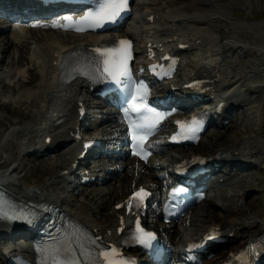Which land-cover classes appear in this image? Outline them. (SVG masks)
Wrapping results in <instances>:
<instances>
[{
	"label": "rangeland",
	"instance_id": "obj_1",
	"mask_svg": "<svg viewBox=\"0 0 264 264\" xmlns=\"http://www.w3.org/2000/svg\"><path fill=\"white\" fill-rule=\"evenodd\" d=\"M170 2L171 1L154 3L150 5L154 6L155 8L164 6L162 13L164 15H170L169 13L171 12L172 6H174L176 9H179V6L182 5L183 0L176 4L167 5ZM205 6L207 11H200L201 9L196 11H187L189 14H187L188 19L184 23L185 27H183V29L185 30L183 32L186 35L193 33L191 36L194 34L197 35L198 33H205L208 39L204 42L202 48H198L199 50L193 49L191 50V53H187L185 55V63L187 66H189L194 58L197 59L203 54H206V50H208V54L215 52L216 55L218 54L217 56L219 57V60H222L224 74L232 76L234 71H237L242 75L244 74V84L241 87H246L248 89H245L246 92L243 95H246V93L249 94L247 95V98L250 102L246 105L244 103H241L242 105H235L236 107L234 108V113L236 116L228 126L225 128L212 126L205 135L203 141L198 146L188 147V149H185V151H210V147L213 149L215 146L217 148L221 146L223 147V145L225 146L226 144L230 143L232 139L236 138L237 136L244 135L254 136V138L258 140V143L261 146H264V0H209ZM180 7L183 8V6ZM156 12L158 13V10H156ZM163 14L161 16H163ZM170 18L171 16H169L167 20L170 21ZM164 20L167 21L166 19ZM157 25L158 24L155 25L156 28ZM153 29L154 26H149L146 29L138 28V33L142 36L145 34L150 35ZM35 32H37V37L42 34V31ZM186 35H183L182 37L191 38V36ZM196 35L194 36L195 39L196 37L200 36ZM59 40L60 39L55 38L56 42ZM25 41L26 38L24 39L23 44L16 46L15 44L11 43V40L8 39L7 35L0 34V175L4 173H6L7 176L11 175L10 172L13 166L19 162V160H17L19 156L17 149L25 146V144L29 145V143L24 144V142H27L26 139L28 138H22L24 135L22 136V131L20 130L19 132L18 129L24 128L26 125L30 126L33 124L32 116L30 117L28 114L30 111L25 109V106L28 103L22 102L19 100V98L17 99V103H12V100L15 97L14 95L28 88H32V90H36V88L37 90L41 89L39 88V84H41L40 80L42 79V75L40 74L39 68H33L32 65L29 64L27 68L30 70L25 71V73L27 72L26 75H22V73L19 72L20 69L23 70L22 67H24L25 64L24 61L18 66L19 60H21L23 57L22 51L25 52L29 46L26 45ZM38 41L40 42L39 47H41L43 43L40 40ZM192 42L196 43L195 40H192ZM214 48H217V51H214ZM228 52H230V54H238L241 57V61L236 64V61L233 62L229 60L231 57L228 55ZM30 61L32 60L30 59ZM18 67L20 68L18 69ZM32 72L35 74H33V77L36 76V79L33 81L31 80ZM36 74L40 75L39 78H37ZM252 88L253 92H251ZM53 92L55 93V89ZM53 99H55V97H53V93L51 92L48 95L45 92V99H43L42 96L37 100L34 99L33 103L30 104V106L35 109L32 114L34 115L35 112L37 114L39 106H43L44 110H47L48 107L50 108V106L53 107L54 105L50 104ZM4 103H7L10 107H6ZM20 107H22V109L25 110L24 113L27 114H23L22 109L14 110ZM28 108L30 109V107ZM49 112H51V109ZM36 116L39 118V121L42 120L40 117H38L39 114ZM14 121H16V123ZM44 126H46V124H44ZM44 126L42 127V130L39 134H43V138H46L47 127L45 128ZM22 141L23 143H21ZM20 144L21 146H19ZM182 151L183 150L181 148L168 147L165 150L166 155L160 156L159 159H156V161L161 164L158 165L159 173L160 171L162 173L163 168H166L165 165L173 160L174 157H177ZM38 152L39 151L36 150L35 153L28 154L27 156L23 152L24 157L21 160L26 167L19 169L18 172L13 171L11 173L17 176H22L20 183L21 185L25 187L27 186L28 188L36 187L40 188L41 190L42 185L46 186L50 178L53 177V174L54 176L57 174V169L59 167L57 168L55 165H53V163L50 162L55 157L50 156V160L48 157H42ZM263 158L264 157H260L259 161L255 160L257 163L254 162L253 164L249 165V167L242 168L243 170H250L251 173L235 170L231 172V174L233 173L236 175V181L233 183V186L235 187V190H233V197L235 198L231 208H234L235 210L244 208L243 210L245 211L246 215H250L251 212L255 211H264ZM99 160L105 163L106 167L112 163L108 166H112V171H107V174H103L104 178L101 179L100 182H95L89 186H81L77 191L68 193L64 202L76 209H78V207H82L85 210L88 207L87 209H90V211L93 209L96 211L94 215L96 221L94 222L105 223L106 221L104 218L108 217L110 214L112 208L111 204L121 198L120 196L116 197V195H114L115 193L121 191V189H115L118 186L121 188L119 179L123 177L128 171L131 174L133 169L131 166H129V164L132 162L129 163L128 161H125L129 163L128 166L125 167L124 165V168H122V165L124 164L123 162V164L121 163L116 168L114 161H112L110 158L101 156ZM125 160H130V157H125ZM228 169L229 168L227 166H224L218 171L219 173H225V170ZM127 178L130 179L131 177L127 176ZM1 180L5 181L3 179ZM48 189L51 191L53 189V192L62 196L65 194L63 191L60 192L61 189L58 185L57 187L54 185L53 188L49 187ZM224 191L225 190L223 189H217L213 190V193L219 194L221 192L219 195H222ZM204 204L205 202H202L201 204L197 205V207L191 211V217L196 214L198 209H203L204 206H206ZM206 209L215 210L217 219L218 217L225 219L234 217V215L236 216V212L231 214V210L229 211L228 209L222 208L220 204H214L213 206L206 207ZM237 215L239 216V214ZM201 224L202 223H200V225L193 226L190 219L186 221V223L179 222L175 225V227H173L176 231H173V236L176 235L177 230H179V237L182 238L183 236L185 238L189 236L191 232H193L194 228L201 226ZM249 230L251 229H244V231ZM0 238L3 241L6 240L4 236H0Z\"/></svg>",
	"mask_w": 264,
	"mask_h": 264
},
{
	"label": "bare ground",
	"instance_id": "obj_2",
	"mask_svg": "<svg viewBox=\"0 0 264 264\" xmlns=\"http://www.w3.org/2000/svg\"><path fill=\"white\" fill-rule=\"evenodd\" d=\"M208 1L209 0H183L182 5H180V6H183V8H181L179 6V9L178 8L176 9L174 6H172L171 12L169 13L170 15H166V14L164 15L162 13V11L160 12L159 10H158V13L163 14V16H161L162 14H160L161 19H163V17H164V19L167 20V18H169V16H171L170 21L176 22L175 20L178 19V16L183 17L182 15L189 14L187 11H194V10L196 11V10H200V9H201L200 11H203V10L207 11V9L205 8L206 7L205 4ZM148 12L150 14L151 12H155V11L153 9H149ZM177 21H179V20H177ZM30 31L32 32V34H34L33 32H35V31H42V34L39 35L37 38L43 44L38 49L34 48L35 49L34 53L36 52L35 55L37 57H30L31 60L33 62L37 63L40 67L39 70H40V74L42 75V79L40 80L41 84H39V88H41V89H38V90H37V88H36V90H32V88L25 89L24 91L18 92L16 95H14L15 97L12 100V103H17V99L19 98V100H21L22 102L28 103L25 106V109H28L30 111L28 114L30 115V117L32 116L33 124L30 126L26 125V127L18 129L19 132H20V130L22 131L21 132L22 136L24 135V137H22V136H20V137L28 138V139H26L27 142H24V144L29 143V145L25 144V146L17 149V151L19 152V156H18L17 160H19V162L13 166L11 172H13V171L18 172L19 169L26 167V166H24V163L21 160L24 157L23 152L27 156L29 154V151H33L32 149L38 150L39 153L41 152V149H45V147H46V144L44 142L45 138H43V136H42L43 134H41V135L39 134L41 132L44 124H46V126H44L45 128L48 125L49 127L54 128V130H55V129H58L62 126H66L67 123L68 122L70 123L72 119H76V116H74V113H75L74 105L72 107L70 106L69 111L60 110L61 112H59L57 115L54 116V118L52 119V122L55 121L56 119H62V121L56 126H53V124H51L49 121L50 117L52 115H54V113L52 114L51 112H49V110H50L49 107L47 110H44L43 106H39L38 110H37V114H36V112L34 115L32 114L35 109H33L30 106V104L33 103L34 99L37 100L41 96L43 97V99H45V92L47 95L50 92L53 93V97H55V99L58 98L57 96H61V97L63 96L62 97V99H63L64 94H65V96H67V93H68V91H67L68 88H61L59 90L56 89V85H57L56 83L57 82L55 81V78L53 77V71L57 70V66H55L53 64L50 65L49 62H52L55 59L58 60L62 56L60 54V52H66V51L72 50L74 48L75 43L81 42L82 38L84 39L86 36H88V37L94 36L97 39L98 36L101 37L102 35H104V34H100V33H97V34H95V33H87V34H69V33H67V34H63V33H60L58 31L57 32L56 31H45L42 29H39V30H32L31 29ZM16 32H17L16 30H12V33H10L11 37L9 34H7V35H8V39L11 40L12 44L19 46L20 44H23L25 36H22L20 41H16L15 40V33ZM200 36H202V35H200ZM200 36H198V37H200ZM198 37H196V39ZM55 38H58L60 40L58 42H56ZM187 39L189 40V38H187ZM19 42H21V43H19ZM192 44L197 45L195 42H192ZM215 50L217 51V48L216 49L214 48V51ZM56 52H58L57 55H55ZM230 52H228L229 53L228 55L231 57V59H229V60H231L233 62L236 61V64L239 63L241 61V57L238 54H237L238 56L235 55L234 53L230 54ZM22 54H23V57L19 61V64H22L24 62V58L26 57V55H24L23 51H22ZM28 54H30V53H28ZM211 54H213V53L211 52L210 54L202 55L201 58L194 60V62H192V64H191L192 70L198 71V70H201L202 68H210L213 65H219V63H221V60H219V57L217 56L218 54L215 56H211ZM222 54H225V53H222ZM47 62H48V64H47ZM56 63L59 64V61H56ZM19 64H18V66H19ZM212 70L213 69H210L208 72H211ZM222 73H224V72H222ZM22 75H24V74H22ZM36 75H37V78H39L40 75H38V74H36ZM243 75L237 71H235L232 76L227 75V79H224V81L216 84L217 85V88H216L217 94L223 96L225 92L231 91L233 102L238 103V104H241V103L247 104L249 101V99L247 98L248 94L246 93V95H243V94H245V92H246L245 89H247V88L245 87V88L240 89V87L244 84L243 83V81H244ZM34 77H36V76H34ZM79 83L82 86H84L83 80L80 81ZM238 88L240 91L237 90ZM54 89H55V93L53 92ZM251 92H253V88L251 89ZM4 105L6 107H10L7 103H4ZM61 105L59 107H57V109L60 108ZM28 107H30V109ZM19 109H22V107L14 109V110H19ZM24 111L25 110H23V114H27V113H24ZM38 114H39L38 117H40V119H42L40 121H39V118H37V116H36ZM24 120H25V118H24ZM43 121H44V123H43ZM14 122L16 123V121H14ZM83 123L85 124V121H83ZM13 130H14V128H13ZM54 130L49 131V132H54ZM85 133H89V132H85ZM68 138H69V134L66 131H62L58 135L55 136L54 145L58 144L61 141L67 140ZM21 143H23V141ZM166 145H169V143L166 142V139H165L161 143L160 152L164 151ZM19 146H21V144ZM205 152L214 154L215 158H221L222 160H227L228 163L233 168H237L241 172L244 171L247 173H251L250 170H243L242 168L243 167H249V165L253 164L256 161H259L260 157L261 158L264 157V146H261L258 143V140H256V138H254V136H247V135L245 136L244 135V136H237L236 138L232 139V141L230 143L226 144L225 146L223 145V147L221 146V147L217 148L215 146L214 149L212 147H210V151L207 150ZM68 154L69 155H67V153H65V154L59 153L58 157L54 158L53 160L50 159L51 160L50 162L53 163V165H55L56 163H57V165H59L58 163H60L61 165H59V166L61 169L67 168L70 166V162H71L72 157L77 154L76 148H70V150H68ZM122 158L123 157H121L120 159H122ZM130 158H131V160L128 162L133 163L134 157L130 156ZM15 160H16V158H15ZM263 161H264V158L262 159V162ZM122 162H124V164L122 163L123 164L122 168H124V165L126 167L129 164L128 162H125L123 160H122ZM52 166H51V168H52ZM132 167L134 168L135 166L133 165ZM142 167H145L147 170H146V172H141L138 175V177L134 174V172H131V174H130V172L128 171L123 177H121L119 179L120 180L119 184H121V188H119V186H118L115 189H117V190L121 189V191L114 194V195H116V197L120 196L121 197L120 199H122L124 196H127L126 194L132 188L133 178L134 179L136 178L138 183H142V182L144 183V182L152 181V180L156 181L155 179L158 178V176H161V174L158 171V166H157L154 158H152L150 160L148 166L143 165ZM142 167H141V169H142ZM61 169H59V170H61ZM244 169H246V168H244ZM11 172H10L11 175H9V176H7L6 173L0 175V183H1L0 186L2 188H4L18 203H21L23 205H27V204L33 205L36 202L41 203L42 201L55 202L57 204H59L60 202H62V204L64 203L66 196L59 195V194L53 192L54 191L53 189L51 191L48 188L49 187L53 188L54 185H56V187H57V185H58L59 188L61 189V190L59 189L60 192L61 191L64 192L66 190L64 188V185H65L66 180H67V175H61L59 172L57 174H55V176L53 174V177L50 178V180L46 184V186L45 185H42V187L40 186L41 187V190H40V188H36V187L35 188H30V187L28 188L27 186L25 187V186L21 185L20 183H21L22 176H19V175L17 176ZM108 172H111V171L108 170ZM127 176L131 177V178L128 179ZM220 176H221V174L215 175L214 183H215V185H217V187L223 188L225 190L224 195L218 196L216 194H214V195L211 194L209 203L207 205L205 204L206 206L203 208L204 211H203V209H201V211L198 212L197 213L198 215H196V216H198V218L202 217V220L205 219V223L203 225L201 224L202 225L201 228L204 227V229H207L212 225L219 224L221 226L220 228L223 230H226V232H229L232 230L235 231L236 235H240L238 242L234 245V247H236V246L244 244L251 236H255L259 232L264 231V211L263 212L262 211H259V212L255 211V212H251L250 215H246L245 211L243 210L244 208L243 209L239 208L238 210L231 208V206L233 205V200L235 198V197H233V195H234L233 190H235L233 183H235L234 181H236L235 176L234 175L225 176V181H223V182L219 181ZM1 179L5 180V181H2ZM227 186H228V188H227ZM228 194H231V196L228 197ZM120 199H118V200L120 201ZM114 202H116V201H114ZM114 202L112 204H114ZM214 204L215 205L220 204L222 208L228 209L229 211L231 210V214L233 212L234 213L236 212V216L234 215V217L225 218V219H221L222 217H220V218L218 217V219H217V214H216L215 210L206 209V207H210V205H214ZM111 207L112 208H111L110 214L108 215V217L104 218L105 221H107V224H105L106 226H103L101 228L102 230H100V233H102L103 237H104V235H109V233H107V227L109 226V223H110V225L117 228L118 220H119L118 213L123 212V210H117L113 205H111ZM72 208L75 210V212L77 214V219L79 220V222H81L82 224H85L86 226H90L91 228L97 227L98 224L94 222V221H96L95 217H94L96 211H94L92 208H91L92 210L90 211V209H87L88 207L86 208V210L82 207H78V209H76L72 206ZM207 210H209V211H207ZM109 211H110V209H109ZM237 214H239V216ZM203 215L205 216V218H203ZM191 223L195 226V225H198L199 222H196L193 218L191 220ZM200 223H202V222H200ZM12 226L13 225L11 222L3 221L0 219V234L4 235L3 232L6 230L11 231ZM173 227H175V226H173V225L169 226L166 224L164 227V230L168 236V240L170 241L171 244L176 242L177 236H179V234H180V231L177 230L176 235L173 236V231L176 232ZM246 228L251 229V230H249L250 232L248 234H246L245 232H242ZM199 234L200 233H196V235H199ZM19 242L21 244H18V247L23 248L24 247V245L22 244L23 240L21 239ZM10 246H11V244H9V245L3 244L0 240V255L4 254L1 251L2 248H6V247H10ZM231 247L232 246L225 245L222 248L214 249V251H216L218 253V255H215L214 257L208 259L205 264H209L211 261H214L216 259H219L221 256L226 255ZM176 252L177 251H175V253ZM0 264H3V260H0Z\"/></svg>",
	"mask_w": 264,
	"mask_h": 264
},
{
	"label": "snow or ice",
	"instance_id": "obj_3",
	"mask_svg": "<svg viewBox=\"0 0 264 264\" xmlns=\"http://www.w3.org/2000/svg\"><path fill=\"white\" fill-rule=\"evenodd\" d=\"M129 8V0H102L99 3L98 7L88 8L84 15L80 16L78 19L73 18L71 15L65 17L70 23L67 26L72 25H87L88 27H103L107 23H115L118 18L122 15L124 11ZM56 26H61L57 24ZM83 30V29H79ZM131 41L130 40H121L119 45L113 48H100L97 49L101 54V62L103 65V71L107 73L106 79H111L116 83H120V76L127 72L128 60L131 56ZM146 95L145 92H141L139 89L136 90V94L132 97L131 103L136 111H140V107L136 104V97L139 96L143 98ZM150 114L144 117L141 121V124L138 126L133 124V135L136 136L137 132L141 133L139 136L140 140L146 139V136L143 133L148 130L150 131L156 124L159 123V119L162 118L161 113H158L155 109L146 108L145 109ZM181 123V135L187 136L191 134L194 138L196 133L199 131V125L196 118L193 119L191 126L186 127V122ZM147 125V129L144 127ZM146 158V156H145ZM135 197H138L140 201H143L144 198L148 195L144 189H140L139 192L133 194ZM0 215H3L0 211ZM141 237V242H146L145 238H154L155 233L145 232L144 229H140L138 233ZM115 251V249L113 250ZM107 255V253H105ZM59 264H76L75 259L67 262H59ZM107 264H117L116 261L109 260Z\"/></svg>",
	"mask_w": 264,
	"mask_h": 264
}]
</instances>
